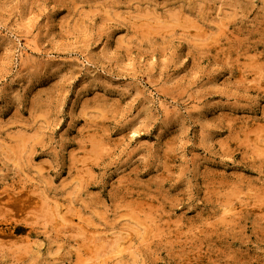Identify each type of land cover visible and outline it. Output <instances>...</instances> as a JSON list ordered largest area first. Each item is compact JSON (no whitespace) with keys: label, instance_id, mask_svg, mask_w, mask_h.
Instances as JSON below:
<instances>
[{"label":"rangeland","instance_id":"obj_1","mask_svg":"<svg viewBox=\"0 0 264 264\" xmlns=\"http://www.w3.org/2000/svg\"><path fill=\"white\" fill-rule=\"evenodd\" d=\"M261 7L0 0V264H176L166 235L231 224L237 197L264 256ZM193 157L228 177L199 212Z\"/></svg>","mask_w":264,"mask_h":264},{"label":"clouds","instance_id":"obj_2","mask_svg":"<svg viewBox=\"0 0 264 264\" xmlns=\"http://www.w3.org/2000/svg\"><path fill=\"white\" fill-rule=\"evenodd\" d=\"M249 2L250 7L254 8L256 0ZM261 5V13L264 14V0H261ZM260 42L264 43V35ZM191 162L193 167L187 170L186 176L187 198L181 201L187 204L189 209H193L194 204L204 205L211 202L228 179L227 176L210 170V164L203 160L197 162V158L193 157ZM238 163L243 164L244 160ZM261 183L264 184V181ZM233 204L239 212L231 224L222 225L214 222L212 226H205L198 234L193 232L184 235L183 229L180 232L173 230L171 234L166 235L164 241L160 242V251H167L169 257L176 260V264H264V256L257 260L249 255L250 249L243 247L250 242L245 234L244 225L240 223L246 206L239 197L233 201ZM193 210L199 212L203 209L197 206ZM236 240L240 241L241 246H234L233 242ZM260 244H264V241ZM257 251L264 253V247L258 244ZM165 264H171V260L166 261Z\"/></svg>","mask_w":264,"mask_h":264},{"label":"bare ground","instance_id":"obj_3","mask_svg":"<svg viewBox=\"0 0 264 264\" xmlns=\"http://www.w3.org/2000/svg\"><path fill=\"white\" fill-rule=\"evenodd\" d=\"M0 234H5V230L3 228H0Z\"/></svg>","mask_w":264,"mask_h":264}]
</instances>
